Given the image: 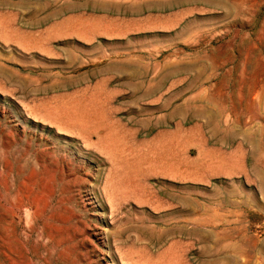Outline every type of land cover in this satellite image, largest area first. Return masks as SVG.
Wrapping results in <instances>:
<instances>
[{
	"label": "rangeland",
	"instance_id": "rangeland-1",
	"mask_svg": "<svg viewBox=\"0 0 264 264\" xmlns=\"http://www.w3.org/2000/svg\"><path fill=\"white\" fill-rule=\"evenodd\" d=\"M0 264H264V0H0Z\"/></svg>",
	"mask_w": 264,
	"mask_h": 264
},
{
	"label": "bare ground",
	"instance_id": "bare-ground-1",
	"mask_svg": "<svg viewBox=\"0 0 264 264\" xmlns=\"http://www.w3.org/2000/svg\"><path fill=\"white\" fill-rule=\"evenodd\" d=\"M246 99H247V98H246ZM249 101H250V100H249ZM250 102H251V101H250ZM250 102H249V103H250ZM255 106H256V105H255ZM212 119H213V118H212ZM236 256H237V255H236ZM237 260H238V259H237Z\"/></svg>",
	"mask_w": 264,
	"mask_h": 264
}]
</instances>
